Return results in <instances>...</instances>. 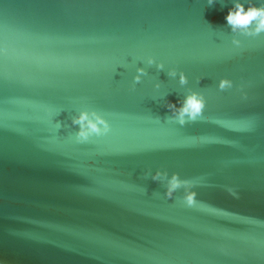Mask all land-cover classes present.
<instances>
[{
  "label": "water",
  "instance_id": "95a60500",
  "mask_svg": "<svg viewBox=\"0 0 264 264\" xmlns=\"http://www.w3.org/2000/svg\"><path fill=\"white\" fill-rule=\"evenodd\" d=\"M232 3L0 0V264H264V33L233 34ZM81 110L109 132L76 142Z\"/></svg>",
  "mask_w": 264,
  "mask_h": 264
},
{
  "label": "clouds",
  "instance_id": "9594fccd",
  "mask_svg": "<svg viewBox=\"0 0 264 264\" xmlns=\"http://www.w3.org/2000/svg\"><path fill=\"white\" fill-rule=\"evenodd\" d=\"M215 0H207L208 5H213ZM225 20L227 26L233 34H239L248 37H255L264 33V3L259 6L248 0L247 7L241 0H233L232 7L229 8ZM232 44L239 46L240 40L233 36ZM146 64L151 66L155 64L157 70H163V63L156 62L151 56L147 57ZM147 72L143 67L136 68V75L133 76V88L141 81L142 76H146ZM167 75L172 78L178 76L179 84L185 85L187 78L184 73L177 72L175 68H170ZM154 87L159 88L157 83ZM218 89L225 90L232 87V82L229 79L221 78L217 85ZM205 97L197 91L188 90V94L182 102L177 104L171 102L166 103L167 109L171 115L169 119L174 120L178 125L184 126L186 123L194 122L198 117L202 116L205 108ZM73 126H78L75 132V140L78 143L87 142L91 137H101L106 135L110 130L109 122L104 116L96 111L81 110L78 115H75L71 121ZM59 126V125H58ZM152 181H166L164 196L171 198L173 193L178 189H183V202L192 206L196 202V192L192 190V182L187 179H181L178 173L168 175L166 171L156 170L151 175Z\"/></svg>",
  "mask_w": 264,
  "mask_h": 264
}]
</instances>
